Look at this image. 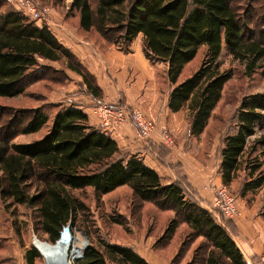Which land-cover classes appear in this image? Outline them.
Here are the masks:
<instances>
[{
    "label": "trees",
    "instance_id": "16d2710c",
    "mask_svg": "<svg viewBox=\"0 0 264 264\" xmlns=\"http://www.w3.org/2000/svg\"><path fill=\"white\" fill-rule=\"evenodd\" d=\"M2 6L0 3V97L22 94L29 73L46 68L40 60L60 62L63 58L68 69L82 76L86 93L99 96L92 76L46 23L38 25L21 11L2 10ZM68 10L77 19L78 32L94 31L108 47L126 52L141 34L145 57L166 66V78L172 86L169 109L175 112L186 107L191 133L204 131L231 77L229 72L220 71L217 63L222 49L220 30L233 19L231 0H71ZM259 19L264 26V8ZM242 36L237 57L246 59L249 74L257 68L264 75V29L255 36ZM202 46L206 48L202 62L181 79L184 67ZM53 107L56 110L50 126L39 139L11 142L16 135L35 133L48 122L50 115L44 105L26 109L21 126L14 129L12 119L4 129L9 134L0 135V197L33 209L35 229L49 241H55L67 223L75 225L77 214L87 209L74 195L75 190L92 188L99 200L127 185L135 200L174 213L157 246L166 244L184 224L188 231L183 244L186 239L191 243L201 237L208 245L205 264H247L226 227L187 195L182 185L163 182L140 157L121 149L100 125L90 124L81 108L60 103ZM3 108L0 106V111ZM260 120H264V93L242 98L234 128L224 134L219 149L222 184L231 185L244 165L241 195L264 182V132L249 146L247 143ZM259 147L263 150L256 154ZM36 255L27 250V264H33ZM78 264L148 263L132 248L102 241L99 246L89 242Z\"/></svg>",
    "mask_w": 264,
    "mask_h": 264
},
{
    "label": "rangeland",
    "instance_id": "374dc122",
    "mask_svg": "<svg viewBox=\"0 0 264 264\" xmlns=\"http://www.w3.org/2000/svg\"><path fill=\"white\" fill-rule=\"evenodd\" d=\"M37 1L48 9L49 24L46 23V25L50 27L51 32L57 36H59L58 30L64 32L63 28L66 29L64 33L67 35L69 31L76 32L74 28H77V19L74 13L68 10L71 0H64L62 2L57 0ZM231 1L233 19L226 27L220 30L222 49L217 59L220 71L229 72L231 77L224 84L221 98L214 108L204 131L199 135L191 133V136H187L189 133L187 127L183 133L184 137L187 136V144L190 145V150L186 151L187 153L191 152V157L197 161H202L204 165H208L206 162L210 159L209 163L211 162L212 168L210 169L211 174L208 182L212 183L213 172L216 171L215 166L218 164L222 138L224 134L233 130L235 113L239 108L242 98L253 93H264V75L261 69L256 68L249 74L246 69V59L237 57L236 55L243 40V33L255 36L259 29H264L259 19V15L264 8V0ZM0 3L3 4L2 10L13 8L4 0H0ZM66 19L67 22L65 21ZM36 23L41 24L40 21ZM85 34H83L84 39H89L95 45H100L103 52L107 50L108 44L99 40L98 35L94 31ZM77 42L84 45L79 39ZM205 50L206 48L203 46L199 49L195 57L196 59L194 58L193 62L184 68L181 78L189 75L200 65L205 56ZM40 64L46 66V68L29 73L26 87L22 94L15 97H0V106H4L0 111V135L9 134L4 129L12 119L15 120L13 123L14 129L21 126V123L27 117V113H23L26 109L44 105L50 118L39 131L30 134H18L11 142H30L42 137L47 132L50 126L51 115L56 110L53 105L58 103L65 105L63 99L65 96L63 97L62 94L69 87H83L84 85L82 76L66 67L65 58L60 62L40 60ZM100 67L103 70V77L106 78L105 65L101 64ZM159 72L162 77H165L163 67L159 69ZM164 89L167 91L166 86H164ZM189 116V110L186 107L183 108L182 118L188 122ZM255 129V135L247 138L248 146L259 134L264 132V120H260ZM173 136L175 137L174 134ZM175 140H177L176 137ZM262 150L263 147H259L256 154H261ZM247 152L248 149L243 154L242 160H244ZM243 166L242 164L238 177L230 186L227 185L236 195V202L241 211V215L236 218L243 217L247 221V224L249 223L250 231L251 233L253 232L252 239L256 238L257 240L260 238L264 240V182L261 186L246 191L244 195H241V186L246 178ZM261 169L264 172V164L261 165ZM74 195L87 206V209L77 214L75 225L71 224L70 229L76 226L78 231L80 230L85 233L86 246L89 242L97 246L102 241L124 242L130 237L129 234H135L139 229L141 230L148 226L149 232L155 234L157 246V244L159 245L160 238L158 235L163 232L169 219L174 215L172 211H162L151 203H142L135 200L130 187L127 185L101 196L99 200L95 199L93 189L89 187L75 190ZM211 213L216 220L217 216L224 218L219 213ZM35 215L33 209L25 205L12 203L11 199L4 200L0 197V264H27L25 258L27 250H32L37 254L33 264H45L33 244L34 236L40 240L47 241L46 236L35 229ZM187 231L185 225H180L176 233V239L178 241L185 239ZM75 237H80L79 239L85 243V239L81 235H75ZM208 251V245L201 237L194 239L191 243L186 239L185 243L181 244L176 255L179 257L176 260H180L186 254L182 264H205ZM244 260L247 264H258L256 261L250 262L248 259Z\"/></svg>",
    "mask_w": 264,
    "mask_h": 264
},
{
    "label": "crops",
    "instance_id": "0c3cea01",
    "mask_svg": "<svg viewBox=\"0 0 264 264\" xmlns=\"http://www.w3.org/2000/svg\"><path fill=\"white\" fill-rule=\"evenodd\" d=\"M65 21L67 22V19ZM46 23L49 24V21ZM37 24L39 25V23ZM48 28L50 29L49 26ZM63 29L66 32V29ZM74 31L76 32L69 31L67 35L58 30L59 36L52 33L86 68L100 94L94 98L91 94L86 93L85 84L83 87H69L62 94L63 97L65 96L63 98L65 105L81 108L87 114L89 123L97 127L100 125L99 120L93 112L97 102L105 101L110 104H119L129 109L139 108L146 116L156 122V128L148 139L139 138L130 122L122 123L108 130L101 129L108 132L121 149L140 157L146 166L158 173L163 182L179 183L187 195L198 201L203 208L210 210L213 201V189H204V186L222 184L219 173L220 158H218V164L215 166L214 176L211 175L213 183L208 182L212 168L211 162L209 163L210 159L206 162L208 165H204L202 161H197L191 157V152L187 153L190 150V145L187 144V136L192 135L190 116L187 122L182 118L183 109L174 112L168 107L172 86L167 80L166 74L165 77H162L159 72V69L163 67L165 73L166 66L162 63L153 64L145 57L141 45V34L131 42L126 52L114 46H109L103 52L100 45H95L91 40L84 39V35L78 32L77 28H74ZM75 38L76 40H74ZM78 39L84 45L79 44ZM101 64L105 65L106 78L103 77ZM164 86H166L167 91H165ZM187 127L189 133L184 137L183 133ZM163 128L170 130L175 135L177 139L175 148L170 149L161 142L160 133ZM217 221L230 232L243 258L250 262H257L258 257L264 252V240L252 239L253 232L250 231L249 223L247 224L243 217L227 220L217 216ZM177 231L166 244L160 246H156L157 239L155 234L149 232V226L139 229L135 234H129L130 237L124 242L109 241V243L132 248L148 264H182L186 254L180 260H176L179 257L176 255L183 242V239L179 241L176 239ZM254 258L255 260H253Z\"/></svg>",
    "mask_w": 264,
    "mask_h": 264
},
{
    "label": "built area",
    "instance_id": "2783aa9c",
    "mask_svg": "<svg viewBox=\"0 0 264 264\" xmlns=\"http://www.w3.org/2000/svg\"><path fill=\"white\" fill-rule=\"evenodd\" d=\"M16 10L21 11L26 17L34 21L48 22V9L40 4L37 0H4ZM93 112L99 120L102 129H110L125 122H130L138 137L148 139L156 128L154 119L146 116L139 108H127L119 104H110L105 101L95 103ZM161 142L168 148L173 149L177 142L172 132L166 128L161 130ZM213 189V201L210 211L221 214L226 219H234L241 215V211L236 202V195L227 185H206L204 189ZM80 231V230H79ZM71 227L67 223L62 227L60 236L64 232L68 235V241L65 245L58 244L60 236L55 241L40 240L34 236L33 244L38 254L44 260L45 264H78L83 258V251L86 248L85 233ZM75 235H81L85 243L80 245L77 252L75 250ZM40 243L42 246L37 247L35 244ZM258 264H264V252L258 257Z\"/></svg>",
    "mask_w": 264,
    "mask_h": 264
},
{
    "label": "bare ground",
    "instance_id": "6f19581e",
    "mask_svg": "<svg viewBox=\"0 0 264 264\" xmlns=\"http://www.w3.org/2000/svg\"><path fill=\"white\" fill-rule=\"evenodd\" d=\"M79 238L78 237H75V236L73 237V239H74V245H75V250L77 252L80 249V245L83 243V241H81ZM67 241H68V235H67L66 232H64L63 235L60 236L59 241H58V244L65 245ZM35 245L37 247L42 246V244H40V243H36Z\"/></svg>",
    "mask_w": 264,
    "mask_h": 264
}]
</instances>
